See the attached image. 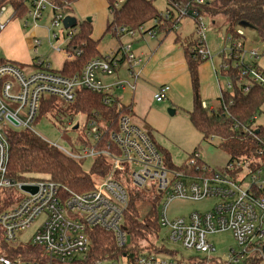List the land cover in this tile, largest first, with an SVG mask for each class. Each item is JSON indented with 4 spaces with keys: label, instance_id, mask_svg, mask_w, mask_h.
I'll return each mask as SVG.
<instances>
[{
    "label": "built area",
    "instance_id": "obj_1",
    "mask_svg": "<svg viewBox=\"0 0 264 264\" xmlns=\"http://www.w3.org/2000/svg\"><path fill=\"white\" fill-rule=\"evenodd\" d=\"M124 1L115 0L110 13L114 14ZM209 1H172L160 16L137 30L128 31L126 27L114 29L118 34L134 36L139 33L154 37L159 27L175 32L182 19L192 17L197 42L193 49L203 60H209L213 57L206 43L207 26L205 14L201 11ZM30 2L25 26L30 24L29 20L36 25L47 6H51V25L66 29L63 10L70 3L60 5L56 0ZM8 8L7 4L0 5V33L11 23L10 18L1 21ZM14 17L13 10L11 18ZM76 32L77 26L67 28L65 49H56L63 54L64 62L73 61L83 53L82 48H67ZM236 34L235 38L232 35L228 38L232 44L228 53L222 51L219 55L233 58V65L239 68L240 78L244 79V91H249L255 84L264 88V70L258 64V50L245 48L243 27L237 28ZM60 36V32L51 34L48 28L51 45L52 40L60 39ZM31 37L37 51L42 42L34 34ZM225 58L221 63L223 70L232 64ZM124 62L130 69L141 65L144 58L133 50L131 43L122 44L116 51L89 60L80 73L68 76L55 69L44 57L37 56L23 66L8 62L2 57L0 48V264H211L212 261L199 257L180 259L173 253L167 256L164 254L167 251L160 252L166 257H159V251L148 250L145 245L137 253H125L118 259L90 260L92 241L89 231L93 228L112 232L120 248L130 244L131 236L123 227L125 210L131 194L144 191L160 196L159 230L167 227L169 241L200 253H210L216 247L209 242L208 236L230 230L237 247L231 248L226 261L217 264H237L256 255L260 257L259 264H264V140L260 137V126L255 124L256 115L249 125L237 121L234 127L241 128L263 145L256 154L233 157L220 167L207 165L198 151L192 153L184 167L169 166L150 132L137 124L132 114L122 113L117 129L110 131L109 142L104 145L100 143L104 140L105 127L93 117L85 118L83 125L88 128L82 134L84 141L79 144L78 140L77 151L74 147L67 149L45 139L77 159L95 160L102 155L109 159V172L96 181L92 190L79 193L47 177L23 180L9 175L11 131L29 130L39 134L35 125L42 102L47 97L73 103L78 92L86 89L106 93L103 97L106 104L117 101L120 105L112 89L135 90V83L117 79L108 84L104 77L116 75ZM131 73L138 78L135 71ZM170 89L169 84H162L154 94L155 99L163 101ZM232 89L233 83L229 80L225 86L220 85V95ZM202 105L210 110L216 108L206 101ZM73 120L71 118L66 124L73 125ZM77 125L80 129V122L75 127ZM249 179L250 184L245 187ZM27 186L36 190H28ZM177 198L194 201L216 198L217 201L207 211H194L187 216L170 219L168 206ZM33 227H36L35 231L26 240V232Z\"/></svg>",
    "mask_w": 264,
    "mask_h": 264
},
{
    "label": "trees",
    "instance_id": "obj_2",
    "mask_svg": "<svg viewBox=\"0 0 264 264\" xmlns=\"http://www.w3.org/2000/svg\"><path fill=\"white\" fill-rule=\"evenodd\" d=\"M27 0H0V5L7 4L14 10L15 17H21L26 14ZM60 5L72 3L76 0H56ZM109 9L114 7L115 0H107ZM172 1L185 0H167ZM202 13L215 18L221 16L227 24L229 36L236 37V30L240 27L239 23L246 21L255 29L262 41H264V0H210L202 6ZM160 11L154 4V0H125L124 3L115 10L112 15V21L107 26V31L112 32L120 38L123 34H118L114 28L126 27L128 31L137 30L143 24L160 16ZM168 32L164 26L158 28V32ZM99 41L92 38V25L89 20L81 22L77 32L72 37L67 48L75 50L82 48L83 53L73 61H65L60 72L72 76L81 72L84 65L94 57L102 56L99 50ZM194 39L186 49L188 69L191 76L193 91V108L189 112V118L192 124L202 133L203 138L209 139L212 136H219L226 140L225 146L231 151V157L256 154V150L261 144L256 138L244 133L241 128H235V122L239 121L249 125L253 116H258L262 111L264 104V88L258 84L252 85L249 91H244V79H241L240 70L233 65V58L226 59L225 54L220 55L222 61L228 60L230 68L223 70L221 74L229 78L233 83L231 91H224L219 96L218 106L210 110L209 107H203L204 100L200 90L199 65L203 60L193 49L196 45ZM106 93L93 92L90 90H80L75 101L72 103L75 112L81 113L86 120L96 118L101 126L105 127V133L100 144L109 142L110 131L118 127V119L122 113L134 115V104L124 105L113 102L106 104L103 97ZM56 98H45L42 102L38 120L46 113L50 112L56 105ZM208 103V102H207ZM208 105H211L208 103ZM225 105V106H224ZM97 113V115H95ZM260 137L264 140V125L260 126ZM154 137L153 132L147 129ZM83 142V138L81 137ZM10 142V160L9 175L17 179H33L37 177H47L66 186L70 191L79 193L90 191L94 188L96 181L105 176L111 167L110 161L104 155L95 158L90 171L83 168L84 158H74L57 146L51 144L41 135L29 131L18 130L11 131L9 134ZM264 142V141H263ZM107 144V143H106ZM159 150L166 163L171 167H176L168 152ZM77 151V148H74ZM197 151V148L194 150ZM193 151V152H194ZM196 171V169H194ZM145 199L142 192L131 194L128 206L124 214L123 227L131 236L130 244L120 248L116 244L115 236L112 232L99 228H93L89 231L92 250L90 260L111 257L118 259L126 254H135L142 248L140 240L148 241V237L157 233L160 228L158 212L154 218L141 217L139 203ZM148 246V247H147ZM148 250L159 252L168 251L166 246L160 248L155 244L147 243ZM260 257L254 256L245 259L237 264H259Z\"/></svg>",
    "mask_w": 264,
    "mask_h": 264
},
{
    "label": "rangeland",
    "instance_id": "obj_3",
    "mask_svg": "<svg viewBox=\"0 0 264 264\" xmlns=\"http://www.w3.org/2000/svg\"><path fill=\"white\" fill-rule=\"evenodd\" d=\"M107 2V0H76L63 10L64 16L70 15L77 19V28L81 22L89 18L91 19L89 22H91L92 25L93 38L99 40V50L103 53L117 48L120 42L126 45V40L132 38L130 35L124 34L119 40L117 36L106 30L107 26L112 21V15ZM30 4V0H27L26 5L29 6ZM154 4L160 12L165 11L168 6L167 0H154ZM12 13L13 8L9 7L8 11L1 17L2 22L7 21L9 18L11 19L9 26L0 33L2 57L8 62L19 63L21 66H23L24 63L33 61L37 56L44 57L51 61L55 69L60 70L64 61V56L62 53L56 51V49L58 47L65 49L68 34L67 29L62 30L61 27H53L51 25V19L53 17L52 7L47 6L44 10L42 19H40L36 25L29 20L30 24L25 26L24 21L26 20V15L11 18ZM213 20L214 19H212L210 15L205 14V24L207 26L206 43L208 44L216 66H218L219 53L222 51L228 53L232 44L228 39L229 31L223 18L221 16L216 17L215 23H213ZM183 23L184 32L180 33L182 30H179L178 34L183 37L184 45L186 46L196 39L195 22L192 17H185ZM48 28L51 34H53V32H60L61 35L60 39L52 40V45L48 41ZM243 31L245 33V48L247 50L251 48L258 50L260 54L258 64L262 70H264V41L261 40L258 32L253 28L243 27ZM32 33L42 42V44L38 46L37 51H35V45L33 43L34 38L31 37ZM160 38L161 35L155 38V41ZM134 51L136 52L135 48ZM145 57H143L144 60ZM229 80L230 79L226 76L219 74L218 81L222 86H225ZM145 81L143 82L145 86L152 89L155 93L161 86V84L156 86V84L152 83V81L147 78H145ZM171 88L173 92L169 91L166 94V98L161 102L155 99V93L147 92L145 105L146 109L150 110L149 115L145 117L146 113H144V110L146 109L138 110L137 108L138 113L133 115L135 122L143 128L153 132L161 149L170 154L174 165L178 169L184 167L196 148L201 155V159L207 165L211 167L225 165L231 157V151L225 146L226 140L219 136L205 140L202 133L192 124L189 118V112L193 108L192 89L185 88L178 90L173 87ZM130 91L131 89L127 88L126 91L119 92L122 102L126 105L130 104V97L132 94ZM212 101V104L215 106L218 105V99ZM171 109L175 110L173 114L170 111ZM71 118H74L73 125H67L66 122ZM77 122L81 124L80 129L75 128ZM84 122L85 116L75 112L72 103L58 99L55 107L38 120L35 129L45 139L56 142L67 149L72 147L79 148L78 140L80 144L81 137H83L82 134L83 132H87L88 128V126L86 128L84 127ZM255 124L257 126L264 125V104L261 113L257 116ZM81 130L82 132L80 133ZM93 162L94 160L91 158L84 160L83 168L86 171H90ZM249 184L250 179L246 181L245 187ZM142 193L145 199L139 203L141 217L154 218L156 216V211L159 212L160 196L157 195L155 197L152 193H147L145 191ZM216 201V198H206L200 201L177 198L168 206V217L174 219L176 217L187 216L194 211L204 212L212 208ZM35 229L36 227H33L26 232V240L33 234ZM167 233V227H162L157 234H151L148 237V241L140 240L139 243L145 245V247L148 242L151 243V245L155 244L158 248L166 246L168 251L164 254L167 256L173 253L172 255H176L180 259L199 257L204 260L212 261L211 264L226 261L229 258L231 248L237 247L235 237L230 230L217 232L208 236L209 242L216 247L215 251L210 253H200L193 248H185L180 243L171 242L166 237ZM158 254L159 257H166L160 252Z\"/></svg>",
    "mask_w": 264,
    "mask_h": 264
},
{
    "label": "crops",
    "instance_id": "obj_4",
    "mask_svg": "<svg viewBox=\"0 0 264 264\" xmlns=\"http://www.w3.org/2000/svg\"><path fill=\"white\" fill-rule=\"evenodd\" d=\"M183 20L184 19L181 20L180 27L175 32L162 31V32H158L157 35L154 37H150L148 35L139 34V33L134 36L130 35L132 38H128L126 40V43H132V48L133 50L135 48L137 54H140L143 57L146 56L144 62L141 65L134 66L133 68L130 69L128 64L124 62L116 75L104 77V81L108 84L113 81H116L117 79H127L135 83L136 89L130 91L132 93L130 97V104L131 103L134 104L133 106L134 114H137L138 110L146 109L145 101H146L147 92L153 94L155 93L152 89L145 86V83H143L145 81V78L152 81V83L156 84V86L157 85L159 86V84L161 85L169 84L171 87L178 90L185 88L192 89L191 76L188 69L187 56H186V49L189 47L191 42L185 46L183 37H181V35L178 34L179 30H182L180 33L184 32ZM123 35L121 37H123ZM159 35H161V38L155 41V38H157ZM121 37L118 39L120 40ZM92 38H93V34H92ZM95 41H99V40H95ZM122 44L123 42H120L119 46L121 47ZM119 46L104 53L101 52V50L100 52L102 54H107L111 51H115L116 49L118 50L120 48ZM218 58H219L218 66H216L213 58L209 60H205L201 62L199 65L201 96L204 100H207V102L212 106H215L214 104L211 103L213 102L212 100L215 99H218V104H219L221 84L218 81V77L219 74H221L222 57L219 55ZM132 71H135L138 74V78L132 75L131 73ZM123 91L124 90L120 88L112 89L113 94L118 97L120 103L126 105L124 102H122V98L120 97L121 95L119 94V92H123ZM170 91L173 92L172 88L170 89ZM149 111L150 110L147 109L144 110V113H146L145 117L149 115Z\"/></svg>",
    "mask_w": 264,
    "mask_h": 264
},
{
    "label": "water",
    "instance_id": "obj_5",
    "mask_svg": "<svg viewBox=\"0 0 264 264\" xmlns=\"http://www.w3.org/2000/svg\"><path fill=\"white\" fill-rule=\"evenodd\" d=\"M88 20L90 21L91 19L89 18ZM77 24H78V21H77V19H76L75 17H73V16L67 15V16H65L64 19H63V25H64V28H66V29H67V28H70V27H75V26H77ZM239 25H240L241 27H244V28H245V27L253 28V27L251 26V24L248 23V22H246V21H242V22H240ZM170 111H171L172 114L175 112L174 109H171ZM77 127H78V125H77L75 128H77ZM25 188L28 189V190H32V191H35V190H36L35 187H29V186H27V187H25ZM128 241H130V238H129ZM263 252H264V245H263Z\"/></svg>",
    "mask_w": 264,
    "mask_h": 264
}]
</instances>
